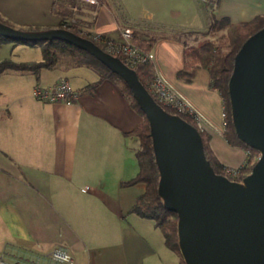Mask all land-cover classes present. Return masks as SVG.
I'll return each mask as SVG.
<instances>
[{"label":"crops","instance_id":"0c3cea01","mask_svg":"<svg viewBox=\"0 0 264 264\" xmlns=\"http://www.w3.org/2000/svg\"><path fill=\"white\" fill-rule=\"evenodd\" d=\"M40 1L0 4V17L48 28L75 16L74 29L105 32L116 39L124 28L155 36L151 69L203 114L208 144L220 162L229 168L245 163L247 151L221 133L224 102L211 85L208 69L196 66L189 80L177 75L184 66V44L174 33L205 29V12L198 11V25H188L137 20L121 0H99L97 6L84 0ZM225 14L232 19V14ZM5 42H0V60L42 58L36 53L11 57L13 51ZM77 66L60 62L38 74L0 72V256L8 263L27 264H179L178 254L165 244L153 219L130 211L143 185L121 184L138 170V147L128 132L141 115L110 79L102 80L93 92L82 91L95 79L74 82ZM60 76L79 91L75 100L32 95L34 85H51ZM55 247L66 250L72 261L51 259L49 252Z\"/></svg>","mask_w":264,"mask_h":264},{"label":"water","instance_id":"95a60500","mask_svg":"<svg viewBox=\"0 0 264 264\" xmlns=\"http://www.w3.org/2000/svg\"><path fill=\"white\" fill-rule=\"evenodd\" d=\"M0 35L68 41L124 79L149 123L159 171L157 190L165 208L177 214L184 264H264V26L236 51L227 84L234 130L259 152L239 180L217 173L205 155L201 132L160 105L135 68L91 39L66 27L26 29L2 20Z\"/></svg>","mask_w":264,"mask_h":264},{"label":"trees","instance_id":"16d2710c","mask_svg":"<svg viewBox=\"0 0 264 264\" xmlns=\"http://www.w3.org/2000/svg\"><path fill=\"white\" fill-rule=\"evenodd\" d=\"M77 1L78 0H76V2ZM218 1L219 0L216 1V4ZM98 4L94 5L97 6ZM209 11L210 14L207 13L209 23L206 26V29L190 31L203 36L197 39L196 43H188V40H185L182 34L186 30L174 33L184 44V66L177 71V75L189 80L194 75V68L196 66L200 65L208 69L211 85L218 90L224 102V110L226 113V128L224 130V137L230 144L242 147L247 151L245 163L238 167H231L239 171V176H237L236 179H241L250 171L259 155V152L255 148L250 147L240 140L234 130L230 115L227 84L236 51L251 33L264 26V14L259 13L243 21H233L228 15L215 17L214 12L211 10ZM72 18H75L76 20L74 23V27H76L78 20L75 16ZM0 20L8 23L1 17ZM65 22H68V20H63L62 18L58 26L64 27ZM103 33L107 34L105 32ZM131 40L143 50H150L153 47L156 38L155 36L149 35L143 36L137 31H132ZM4 41L39 44L41 46L42 58L39 60L24 61H17L12 58L1 59L0 72L6 69H15L32 70L38 74L41 68L53 67L57 63L65 62L70 65L89 67L98 74L97 79L86 84L82 88V91L93 92L96 86L104 79H110L118 84L121 93L128 100L133 109L141 115L139 123L128 132L134 135L139 141V146L135 150L138 170L133 177L121 182L122 185H143V190L136 196L135 202L130 207V211H133L140 216L153 219L154 224L163 234L165 244L178 254L179 264H184V260L182 259L178 248L176 228L177 214L176 212L165 208L157 190L159 171L152 147L149 123L124 79L118 73L113 72L87 50L62 39L55 38L51 40L21 41L0 35V42ZM151 68L152 62L141 63L135 67L139 79L145 86L147 76L151 75L153 72ZM165 109L169 112L172 111V109L166 106ZM182 117L187 121L194 123L188 115L182 114ZM200 132L203 139L205 155L210 161L213 169L217 173H222L232 177L229 172L230 168L220 162L208 144V136L205 131L203 130Z\"/></svg>","mask_w":264,"mask_h":264},{"label":"built area","instance_id":"2783aa9c","mask_svg":"<svg viewBox=\"0 0 264 264\" xmlns=\"http://www.w3.org/2000/svg\"><path fill=\"white\" fill-rule=\"evenodd\" d=\"M92 4H98L99 0H84ZM75 18H71L68 22L64 23V27L73 28ZM77 33L84 35L98 44L105 51L119 56L126 64L135 68L141 63L153 62L154 52L151 50H143L136 43L131 40L132 30L130 28H124L121 33V38L116 39L108 34H104L100 31H89L84 28H76ZM74 30V31H75ZM146 87L153 96V98L164 108L169 107L173 110V113L188 115L193 124L199 131L205 129V117L203 114L187 99L185 98L175 87L170 84L163 76L157 71H153L151 75L146 78ZM32 95L41 100H61L65 102H71L78 96V92L74 89L66 76H60L58 80L46 86H40L38 84L33 86ZM222 129L224 132L226 128V113L224 107L221 112ZM229 172L232 175V179H236L239 176V171L235 168H230ZM238 180V179H237ZM86 188L87 186H82ZM49 257L53 260L60 262H71V255L64 249L55 247L49 252ZM36 262L34 264H38ZM0 264H27L23 262L8 263L0 256Z\"/></svg>","mask_w":264,"mask_h":264},{"label":"rangeland","instance_id":"374dc122","mask_svg":"<svg viewBox=\"0 0 264 264\" xmlns=\"http://www.w3.org/2000/svg\"><path fill=\"white\" fill-rule=\"evenodd\" d=\"M216 1L217 0H121L122 5H127V9L129 10L128 13L139 17L137 20H148L152 22L165 20L166 23L180 22L188 25L190 23L193 25H198L200 23V11L210 14L209 10H211L214 12L215 17L226 15L225 12L230 13L232 14V19L234 21L246 20L257 13H261L259 11H264V0H219L217 4ZM17 2H19V4H23L32 2V0H0V4L5 5H12V3L16 4ZM42 2L43 0L40 1V3ZM241 8H246V10L241 13L237 12L241 10ZM174 9H178V11L175 12ZM119 11L121 14H126V11L122 10V8H120ZM192 17H194V19ZM7 21H9L8 23L15 27L26 29H38L41 28L42 25H45L32 23H27L25 25L18 22L17 20ZM72 29L73 31L75 30L74 28H71V30ZM190 31L191 30H186L183 34L181 33L185 40H188V43H196L197 39L203 37L198 33ZM4 44H8V46H10L9 50L13 51L12 54H10L11 57L19 58L23 57V55H34L35 53L38 57L42 56L41 46L39 44H26L14 41H7ZM76 68H78L76 69L78 72L75 74L76 76L74 78V82L77 81L76 79L81 80L82 77L90 76V79H96L98 77V74L89 67L77 66ZM170 112L173 113V110ZM221 133L224 135V132L221 131ZM133 140L137 148L139 146V141L135 136L133 137ZM228 177L231 178V176ZM152 222L154 223V221ZM171 252L174 254V256H176V258L178 257L175 252L172 250Z\"/></svg>","mask_w":264,"mask_h":264},{"label":"bare ground","instance_id":"6f19581e","mask_svg":"<svg viewBox=\"0 0 264 264\" xmlns=\"http://www.w3.org/2000/svg\"><path fill=\"white\" fill-rule=\"evenodd\" d=\"M39 85V84H38ZM41 86V85H40Z\"/></svg>","mask_w":264,"mask_h":264}]
</instances>
